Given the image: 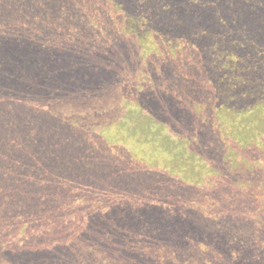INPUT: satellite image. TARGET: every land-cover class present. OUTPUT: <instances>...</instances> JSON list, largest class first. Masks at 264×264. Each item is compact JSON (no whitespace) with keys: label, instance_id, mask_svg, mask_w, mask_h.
<instances>
[{"label":"rangeland","instance_id":"1","mask_svg":"<svg viewBox=\"0 0 264 264\" xmlns=\"http://www.w3.org/2000/svg\"><path fill=\"white\" fill-rule=\"evenodd\" d=\"M2 3L0 37L71 47L93 73L75 87L0 49L32 101L7 149L40 156L45 136L54 154L0 161V264H264V0Z\"/></svg>","mask_w":264,"mask_h":264},{"label":"trees","instance_id":"2","mask_svg":"<svg viewBox=\"0 0 264 264\" xmlns=\"http://www.w3.org/2000/svg\"><path fill=\"white\" fill-rule=\"evenodd\" d=\"M0 8H1V10H5V12L10 11L9 8L3 3L0 4ZM25 17H27V16H25ZM5 22H6V20H5ZM8 26H9V28H8L7 32H5L6 35L5 34L3 35L6 37H3V36L0 37V41H2V44H4V46L0 49H6L7 48L5 57L7 56V57L11 58L13 61H17V62L22 63V64L24 62L30 63L36 70H39L40 67L43 68L44 66H48V67L54 66V64H56L58 66L63 65L66 68L64 70L59 69V72L61 74L66 73L65 75H66L69 83L75 87H77L79 85L80 81H82V80H80V78H82L81 77L82 75L85 78H89L92 75L93 70H91L90 68H87L88 64L86 65L84 63L85 64L84 65V64L76 63L77 59H72L70 56H68V53H70L71 47L66 49L64 56L56 59L57 57L54 55V52L51 51L52 50V43H51V45H49V48H44V47H42L43 44H40V42L37 41V39L33 38L32 36H27L23 32H20L21 34L17 35V36L12 35L15 32L11 31V30H13L11 25L8 24ZM8 31H10V32H8ZM8 33H10V34H8ZM27 52L30 54V57L27 55ZM35 52L38 53V55L35 54ZM86 59L87 58H84V60L79 59V61L86 62L87 61ZM85 66H86V70H85ZM2 69L3 68L0 67V159H1L0 161H2V162L8 161V162H14V163L17 162L18 163V161H21V160H18L19 156L26 155V157L29 158L31 163L39 164L38 162L41 161L40 165L41 166L43 165L42 168H44V169L46 168L45 171H47L49 168V165H51L49 162L51 161V158H52V156H54V154L51 151L50 154H46L44 157H42V154L44 153L43 149L46 147L44 144V141H47V139H45V136L37 139V140H40L38 142V144H39L38 146L34 144L35 149L38 152H40V156L37 155V157H35L36 154L32 150L28 149L27 147H25L23 145V144H26L23 141L11 140L13 143L11 141H10V143L13 144L15 147H24L26 154H25L24 150L18 151V149H16L14 151H9L10 148H9L8 142L4 143V139H5L4 129L7 128L8 126H12V125L16 126L15 124L11 123L14 115H16L18 117V119L21 123H23L22 121H24L25 116H22V114L16 113V112L17 111H23L24 108H29L25 104L26 103L31 104L32 101L30 100V98H31L30 96L20 95L21 93H25L22 90L23 88L21 89V91H20V89H17V90L15 89V90L11 91V88H9L8 85H5L6 83L3 81ZM81 70H82V73H81ZM85 80H87V79H85ZM23 84L25 85L24 82H23ZM24 90L26 91V89H24ZM35 93H38V91H35ZM37 105H39V104H37ZM94 109H96V107ZM132 114L142 116L144 113H141V112L139 113V111H136V112H133ZM150 122H152V120H150ZM19 125H20V123H19ZM132 129H134V128H132ZM247 129L250 130L249 127H246L245 129L241 128V132L245 133ZM16 131H17V128H16ZM261 138L259 139V142L261 141ZM164 139L167 140V137ZM37 140H34V141H37ZM165 140H163V141H165ZM1 142L4 144H2ZM7 148H9V150ZM4 149H6V150H4ZM46 161H48V162H46ZM40 165H39V167H40ZM5 168H0V176L6 175ZM1 170L3 171L2 174H1ZM9 172H10L9 174L17 173L19 176V173H21L22 171L21 170L16 171V168H11ZM12 181H15V180H12ZM0 182H2L1 177H0ZM9 183L12 185V189L18 188L21 185L20 183H17V182H9ZM0 187H1V185H0ZM12 189H10V190H12ZM4 195L5 194L1 195V192H0V196H4ZM11 195H14V193H11ZM155 216H153L152 218H154ZM136 218L139 219V221L137 223L144 222V219L139 218V216H136ZM64 219H66V217H64L63 219H60L59 224L63 223V221H65ZM162 222L164 223V221H162ZM136 226H139V224H136ZM118 228H119V226L116 225V240H125V239H121L123 233H121V231L119 232ZM153 228L158 229L159 227L157 226V224H155V225H153ZM173 229H175V227ZM164 230L161 229V233H158V235L160 236L159 240H165L164 238H167L168 236H170V233L172 232L171 231L170 233H168V232H165ZM116 240H114L115 244H116ZM123 249H124V247H123ZM261 249H263V248H261ZM253 251H255V250H253ZM260 251H263V250H260ZM96 264H112V262L103 261V260L100 262V260H98V261H96Z\"/></svg>","mask_w":264,"mask_h":264}]
</instances>
